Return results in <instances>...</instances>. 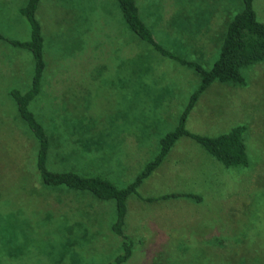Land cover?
Wrapping results in <instances>:
<instances>
[{"label":"rangeland","instance_id":"rangeland-1","mask_svg":"<svg viewBox=\"0 0 264 264\" xmlns=\"http://www.w3.org/2000/svg\"><path fill=\"white\" fill-rule=\"evenodd\" d=\"M28 1L0 0V264H111L122 253L111 232L115 203L42 188L37 142L10 96L28 92L33 78L32 55L10 43L30 40L20 15ZM139 1L158 43L205 70L244 9L243 0ZM254 8L264 23V0ZM37 18L47 71L30 111L51 139L49 170L126 188L178 126L199 75L136 37L115 0H42ZM243 76L246 87L214 83L203 93L187 130L216 138L247 127L249 166L226 168L194 140L180 139L128 199L124 233L134 249L125 264H264V62ZM171 194L203 202L159 199ZM36 200L44 201L40 208ZM36 212L64 236L37 243Z\"/></svg>","mask_w":264,"mask_h":264},{"label":"trees","instance_id":"trees-1","mask_svg":"<svg viewBox=\"0 0 264 264\" xmlns=\"http://www.w3.org/2000/svg\"><path fill=\"white\" fill-rule=\"evenodd\" d=\"M41 1L29 0L27 5L20 9V15L27 20L31 28L30 40L27 42L12 41L10 43L19 50L29 52L32 55L34 71L29 91L22 93L20 90L13 89L10 92V96L17 107L20 119L24 121L37 142L36 168L42 188L48 192L64 190L87 192L101 201L115 203L116 220L111 231L122 240V253L111 264H125L132 257L134 249L132 240L124 233L128 216V199L132 195H138V191L144 181L165 162L180 139L186 137L194 140L206 153L226 168L249 166L250 161L245 141L247 127L237 126L227 134L209 138L190 133L187 130V121L200 97L214 83L236 87L247 86L243 70L264 62V23L259 20L254 8L255 0H243L244 9L235 15L229 23L217 61L210 70H205L198 64L184 62L158 43L153 27L145 19L139 0H115L125 24L136 37L152 46L163 57L195 70L201 80L198 90L192 95L187 108L181 115L178 126L161 140L158 155L145 166L144 170L132 183L127 185L126 188L120 189L106 178L85 177L75 173H58L48 168V160L52 148L51 139L45 126L30 111V105L42 93L44 76L47 71V64L44 58L45 38L42 25L37 18ZM0 40H5L1 34ZM177 198L190 200L198 204L203 202L200 196L194 194H171L159 199L169 200ZM155 201L159 200H146V202L152 203ZM42 203H44L43 200H36L35 202L38 208L41 207ZM36 215L39 217L36 219L37 243L45 242L46 245L51 244V242L62 238L61 233L64 236V232L60 230L61 227L53 230L54 225L51 222L46 228V214L43 215L40 212H36L35 217ZM66 235L68 236L67 231ZM224 242L225 239L221 241L222 246H224ZM252 264H255V262Z\"/></svg>","mask_w":264,"mask_h":264},{"label":"crops","instance_id":"crops-1","mask_svg":"<svg viewBox=\"0 0 264 264\" xmlns=\"http://www.w3.org/2000/svg\"><path fill=\"white\" fill-rule=\"evenodd\" d=\"M223 34V30L221 32ZM221 38V37H220ZM166 161V160H165ZM131 182V181H130ZM132 183V182H131ZM130 184V183H129ZM165 196V195H164ZM161 198V197H160ZM185 200V199H184ZM129 224V222L127 221V218H126V223H125V227L124 229L127 227V225ZM130 226H131V222H130ZM127 229V228H126ZM126 231V230H125ZM112 232V231H111Z\"/></svg>","mask_w":264,"mask_h":264}]
</instances>
